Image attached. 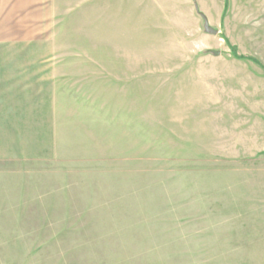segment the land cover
<instances>
[{"label":"rangeland","instance_id":"1","mask_svg":"<svg viewBox=\"0 0 264 264\" xmlns=\"http://www.w3.org/2000/svg\"><path fill=\"white\" fill-rule=\"evenodd\" d=\"M225 1H58L53 153L0 123V264H264V0Z\"/></svg>","mask_w":264,"mask_h":264},{"label":"crops","instance_id":"2","mask_svg":"<svg viewBox=\"0 0 264 264\" xmlns=\"http://www.w3.org/2000/svg\"><path fill=\"white\" fill-rule=\"evenodd\" d=\"M58 1L0 0V123L11 130L12 148L26 160H44L53 153ZM44 84L51 89L48 101L41 93Z\"/></svg>","mask_w":264,"mask_h":264},{"label":"trees","instance_id":"3","mask_svg":"<svg viewBox=\"0 0 264 264\" xmlns=\"http://www.w3.org/2000/svg\"><path fill=\"white\" fill-rule=\"evenodd\" d=\"M226 8H227V0L225 1V4H224L223 17L225 15ZM235 51H236V49L235 48H232V53H233V55H234L235 58H237V59H248V60L253 61L254 63H257L254 59L236 56Z\"/></svg>","mask_w":264,"mask_h":264},{"label":"water","instance_id":"4","mask_svg":"<svg viewBox=\"0 0 264 264\" xmlns=\"http://www.w3.org/2000/svg\"><path fill=\"white\" fill-rule=\"evenodd\" d=\"M204 28H205V30L209 31L212 34H217V31L215 29H213V28H211V27L208 26L206 20H205Z\"/></svg>","mask_w":264,"mask_h":264}]
</instances>
